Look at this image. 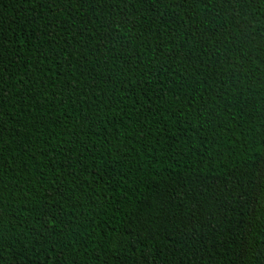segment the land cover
I'll return each mask as SVG.
<instances>
[{"label": "trees", "instance_id": "1", "mask_svg": "<svg viewBox=\"0 0 264 264\" xmlns=\"http://www.w3.org/2000/svg\"><path fill=\"white\" fill-rule=\"evenodd\" d=\"M0 264H264V0H0Z\"/></svg>", "mask_w": 264, "mask_h": 264}]
</instances>
